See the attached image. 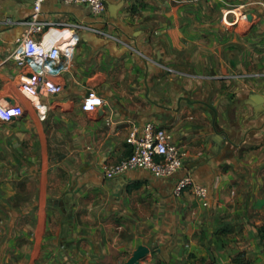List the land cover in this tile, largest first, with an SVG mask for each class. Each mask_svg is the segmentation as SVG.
Masks as SVG:
<instances>
[{"label":"crops","instance_id":"crops-1","mask_svg":"<svg viewBox=\"0 0 264 264\" xmlns=\"http://www.w3.org/2000/svg\"><path fill=\"white\" fill-rule=\"evenodd\" d=\"M104 1L107 12L95 16L46 0L42 18L55 24L35 39L65 44L59 60L45 62L63 90L37 99L22 95L32 69L13 57L32 3L0 0V102L23 108L11 120L0 111V187L17 176L36 196L20 203L25 216L0 220V264H125L139 245L150 249L140 264L219 262L235 250L229 232L264 224V101L251 97L264 98V0ZM120 2L113 18L108 7ZM64 23L88 28L63 32ZM90 90L104 99L95 111L82 107ZM247 99L254 105L230 109ZM147 121L172 134L184 168L171 178L134 169L86 183L67 219L82 168L127 157L126 138ZM186 174L208 188L207 206L189 190L174 195Z\"/></svg>","mask_w":264,"mask_h":264},{"label":"built area","instance_id":"built-area-1","mask_svg":"<svg viewBox=\"0 0 264 264\" xmlns=\"http://www.w3.org/2000/svg\"><path fill=\"white\" fill-rule=\"evenodd\" d=\"M68 4H83L91 9L95 16H103L107 12L104 0H63ZM46 0H33L32 13L27 22V30L17 38V48L13 54L19 66L32 69L28 74L22 75L20 91L23 96L39 99L41 95L58 94L62 92L63 86L55 82L45 67L46 61H57L60 59L62 46H46L42 40L35 39V35L51 29L55 23L43 19V6ZM243 5L240 7L243 9ZM227 10L224 18L232 24L230 13ZM242 16L247 19L246 13ZM62 31H71L69 28H88L82 24H57ZM62 25V26H61ZM97 32L102 33L101 30ZM25 96V97H26ZM104 105V99L94 91H89L83 101V110L95 111ZM2 118L11 120L23 114L22 106H2L0 102ZM131 147L130 154L117 163H106L101 168L105 180H111L134 169H145L158 178H171L179 173L185 166V153L174 142L172 134L164 127L154 121H147L141 128L135 127L126 138ZM198 198L204 206L209 203V190L206 186L198 183L190 174L180 177L174 188V195L180 197L185 191ZM1 230V228H0Z\"/></svg>","mask_w":264,"mask_h":264},{"label":"rangeland","instance_id":"rangeland-1","mask_svg":"<svg viewBox=\"0 0 264 264\" xmlns=\"http://www.w3.org/2000/svg\"><path fill=\"white\" fill-rule=\"evenodd\" d=\"M15 171L13 170V174ZM3 178H0L2 181ZM14 180H19V184L14 182ZM10 185L8 187H0V220L5 219V222H12L13 218H22L25 216L26 212L30 211L29 209L22 208V201H34L35 197L33 193H25L22 190V184L26 183L25 178H18L17 176H12L8 179ZM38 195V194H37ZM38 201V200H37ZM34 208V206H33ZM32 208V209H33ZM22 220V219H21ZM1 226V233L4 232V227ZM15 225L9 227L10 234L14 233ZM256 229L258 226H255ZM20 228H22V221ZM249 231L239 230L238 232L230 233L229 236L235 238L234 248L235 250L229 254V256L224 257H215V261L218 259L217 264H264V251L260 239L255 231L254 226L250 227ZM22 233V232H21ZM191 258H189L190 260ZM191 261V260H190ZM211 259V263L214 261ZM238 262V263H236ZM186 262H184L185 264Z\"/></svg>","mask_w":264,"mask_h":264},{"label":"water","instance_id":"water-1","mask_svg":"<svg viewBox=\"0 0 264 264\" xmlns=\"http://www.w3.org/2000/svg\"><path fill=\"white\" fill-rule=\"evenodd\" d=\"M29 2H33V0H29ZM123 5V2H120L119 4H110L109 5V12L113 18H116L118 10ZM251 97H257L256 100L259 102L264 101V98L257 94H252ZM253 99H247L244 101H236L233 104L230 105V109L234 108L235 106H238L240 104H252L254 105ZM261 110V107L258 108ZM124 178H120V182H118L115 186L114 192L117 193L118 190L121 188L122 183L124 182ZM93 182L94 184L101 185L104 183V175L101 171L98 170L97 166L94 164V162L86 164L82 170L81 173L78 174L74 180L73 185L70 189V192L67 194L68 198V211H67V219H72L73 216V206L75 204L74 202V191L80 187H82L84 184ZM150 249L146 245H139L138 248L133 252V255L127 260L125 264H140V260L143 259L148 253Z\"/></svg>","mask_w":264,"mask_h":264},{"label":"trees","instance_id":"trees-1","mask_svg":"<svg viewBox=\"0 0 264 264\" xmlns=\"http://www.w3.org/2000/svg\"><path fill=\"white\" fill-rule=\"evenodd\" d=\"M257 235L260 239V242L262 244L263 251H264V224L257 227ZM202 263L205 264V261H203ZM236 263H238V262H236Z\"/></svg>","mask_w":264,"mask_h":264}]
</instances>
